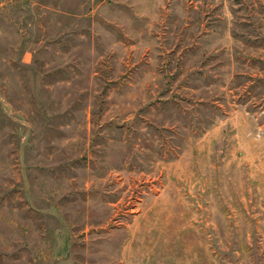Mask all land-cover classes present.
I'll return each mask as SVG.
<instances>
[{"label":"rangeland","instance_id":"rangeland-1","mask_svg":"<svg viewBox=\"0 0 264 264\" xmlns=\"http://www.w3.org/2000/svg\"><path fill=\"white\" fill-rule=\"evenodd\" d=\"M0 264H264V0H0Z\"/></svg>","mask_w":264,"mask_h":264}]
</instances>
